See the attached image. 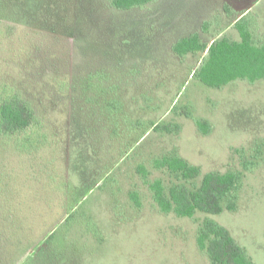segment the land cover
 Returning <instances> with one entry per match:
<instances>
[{
  "label": "rangeland",
  "instance_id": "obj_1",
  "mask_svg": "<svg viewBox=\"0 0 264 264\" xmlns=\"http://www.w3.org/2000/svg\"><path fill=\"white\" fill-rule=\"evenodd\" d=\"M243 11L264 35V0H158L131 11L106 0H0V97L20 94L42 121L32 156L0 144V264H212L197 242L206 219L264 264V80L209 88L194 77L207 53L172 50L194 32L206 44L239 40ZM164 124L181 128L154 131ZM173 153L201 177L152 167ZM211 172L239 175L234 212L226 202L192 218L159 210L151 183L194 190Z\"/></svg>",
  "mask_w": 264,
  "mask_h": 264
},
{
  "label": "trees",
  "instance_id": "obj_2",
  "mask_svg": "<svg viewBox=\"0 0 264 264\" xmlns=\"http://www.w3.org/2000/svg\"><path fill=\"white\" fill-rule=\"evenodd\" d=\"M106 1L118 11H131L143 10L158 0ZM234 29L239 34L240 39L237 41L223 37L206 44L200 33L194 32L190 36L180 38L172 50L180 57L196 52L207 53L199 69L194 73V77L206 87L219 89L238 81L255 85L264 80V35L257 34L259 31L257 21L247 11L239 14ZM194 122L201 134L209 135L212 132L208 121L194 119ZM41 124L37 110L26 103L20 94L9 98L0 97V144L14 142L17 153L32 156L36 147L30 141L33 135L42 129H39ZM180 128L178 124L153 127L155 132L162 134H176ZM3 148L4 146L0 145V149ZM152 167L155 170L166 169L183 181L196 180L202 175L199 167L189 164L176 153L154 159ZM139 172L144 174V178L149 174L144 166L139 167ZM239 181L240 177L235 172L226 174L211 172L203 176L198 189L191 190L185 185H175L170 187L167 194L161 179L151 183L149 189L162 213H174L181 218H192L197 211L219 214L223 211L224 202L227 210L234 212L237 209L236 193L239 189ZM2 189L4 192L5 189L10 192L8 188ZM18 192L20 194L21 190L19 189ZM5 195L7 194L2 192L0 196ZM133 201L139 204L137 197H134ZM69 218L68 214L66 221ZM22 224L23 221L20 225ZM197 242L199 249L207 252L212 264H254L246 252L237 245L229 231L212 220L204 221ZM1 251L3 252L0 250V253ZM7 251L8 248L5 249L7 257H11L10 252Z\"/></svg>",
  "mask_w": 264,
  "mask_h": 264
}]
</instances>
